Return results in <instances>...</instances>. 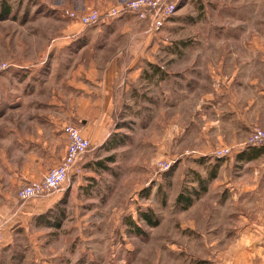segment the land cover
Here are the masks:
<instances>
[{"label":"rangeland","instance_id":"obj_1","mask_svg":"<svg viewBox=\"0 0 264 264\" xmlns=\"http://www.w3.org/2000/svg\"><path fill=\"white\" fill-rule=\"evenodd\" d=\"M170 1L176 15L158 34L146 30L156 34L164 70L157 65L155 81L139 87L143 94L134 102L127 95L108 114L107 134L91 140L77 128L91 148L82 173L59 191L61 201L11 229L22 202L17 194L10 199V213L0 218L2 239L12 240L2 250L13 255L9 264H130L120 256L140 254L225 264L243 218L264 221V146L238 151L264 132L242 127V117L264 122V0ZM66 11L56 0H0V160L7 122L37 115L38 98L23 96L46 93L48 82L69 91L66 84L88 71L91 62L61 49ZM226 149L230 156H215ZM252 150L259 156L245 160Z\"/></svg>","mask_w":264,"mask_h":264},{"label":"crops","instance_id":"obj_2","mask_svg":"<svg viewBox=\"0 0 264 264\" xmlns=\"http://www.w3.org/2000/svg\"><path fill=\"white\" fill-rule=\"evenodd\" d=\"M127 1L129 0H56L57 7L62 11L71 10L66 11V17L64 15L69 28L61 49L71 55L74 54L81 63H91L85 77H82L84 80L63 83L70 86L69 91L61 87L53 91L52 85L48 82L46 93L24 95L23 99L26 100L31 97L38 98L39 105L36 106L38 110L32 111V113L37 112V115L32 117L27 115L23 120L17 119L11 122L12 124L7 122L8 131L1 139L3 154L0 160L2 201L0 218L7 217L10 213V199L16 200L19 188L41 180L51 168L60 165L67 153L68 143L64 133L66 125L72 124L91 140L96 139L97 135L107 134L105 126L108 114H113L120 102H127V95L130 101L134 102L138 94H143L139 87L146 85L148 81H155L153 76L159 74L157 68L159 65L160 69L164 70V63H159V59L155 56L159 46L152 43L154 35L158 33L154 35L147 33L145 24L137 20L134 15L128 14L114 20L103 19L100 25L93 27L94 29L85 27L69 17L72 11L87 13L97 7L104 8L105 11L108 7L118 6ZM101 11L104 13L103 10ZM112 26L114 27L111 28ZM95 65L98 69L93 68ZM156 72L158 73L155 74ZM73 74L79 76V72ZM159 79L160 81L157 82L161 85L167 82L166 78ZM134 88L135 91H132ZM41 89L42 87L38 89L36 84L34 91L38 92ZM65 94L71 97H65ZM20 99L19 104L22 103ZM62 99L65 100V110L58 111L57 103ZM15 112L21 113L19 110L13 111ZM9 116L16 115H11L9 112ZM250 118V116L242 117V127L252 131L255 125L264 126L260 118L256 117L254 120ZM103 138L104 143L106 138ZM84 164L81 161L80 166L84 167ZM64 193L65 191L56 192L47 197L22 202L9 227L23 228L31 219L51 210L61 201ZM254 193V191L253 193L245 191L242 192V196ZM235 236L231 243H227L226 250L229 252L226 253L225 264H264V221H250L243 218V225L236 230ZM2 240L0 264H9L8 261L13 255L6 257L2 250L11 246L12 240L7 241L5 238ZM19 258L23 261V255ZM118 261H129L130 264H195L191 256L171 254L124 255L120 256Z\"/></svg>","mask_w":264,"mask_h":264},{"label":"built area","instance_id":"obj_3","mask_svg":"<svg viewBox=\"0 0 264 264\" xmlns=\"http://www.w3.org/2000/svg\"><path fill=\"white\" fill-rule=\"evenodd\" d=\"M176 13L177 5L170 0H129L124 4L111 7L104 13L93 9L84 14L72 12L69 17L85 27H94L100 24L103 19L114 20L131 14L139 21H149V33H158ZM64 133L68 143L66 156L60 165L50 169L41 180L26 184L18 190L17 198L21 202L25 203L59 192L73 174L82 173L80 163L89 152L91 143L74 126H66ZM249 146L263 147L264 132L256 131L249 142L238 151L242 152ZM231 153L230 149H226L218 151L215 156L227 157ZM2 238L0 232V241Z\"/></svg>","mask_w":264,"mask_h":264},{"label":"trees","instance_id":"obj_4","mask_svg":"<svg viewBox=\"0 0 264 264\" xmlns=\"http://www.w3.org/2000/svg\"><path fill=\"white\" fill-rule=\"evenodd\" d=\"M140 22L145 24L146 30L149 28V26H150L149 21H140ZM259 153H260V151H258V152L253 151V153H251L250 155L246 156L245 160H247V159L248 160L255 159L256 157L259 156ZM241 158H244V157L241 156ZM186 202H188V206H190L192 204L191 198H186ZM141 215L144 218V220L147 221V223L150 226H156L157 225V221H154L153 216L150 215L149 213H142Z\"/></svg>","mask_w":264,"mask_h":264}]
</instances>
